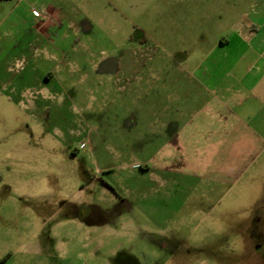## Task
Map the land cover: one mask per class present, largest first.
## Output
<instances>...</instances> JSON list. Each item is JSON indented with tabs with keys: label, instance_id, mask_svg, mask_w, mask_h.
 <instances>
[{
	"label": "rangeland",
	"instance_id": "obj_1",
	"mask_svg": "<svg viewBox=\"0 0 264 264\" xmlns=\"http://www.w3.org/2000/svg\"><path fill=\"white\" fill-rule=\"evenodd\" d=\"M56 5L68 40L60 27L33 29ZM197 10L208 26L182 41L177 25L194 26ZM127 27L130 41L118 35ZM263 27L264 0H0V261L108 264L115 253V264H264V142L252 132L264 141V98L245 86L257 80L255 52L225 81L233 112L217 109L232 127L184 79L218 35L255 50ZM146 48L156 76L134 98L135 77L149 74ZM54 51L65 82L50 79ZM166 94L173 110L191 94L188 109L203 112L184 130L164 128ZM84 199L117 230L77 222L76 209L100 220Z\"/></svg>",
	"mask_w": 264,
	"mask_h": 264
},
{
	"label": "crops",
	"instance_id": "obj_2",
	"mask_svg": "<svg viewBox=\"0 0 264 264\" xmlns=\"http://www.w3.org/2000/svg\"><path fill=\"white\" fill-rule=\"evenodd\" d=\"M63 12L61 11V9L59 8L58 5L53 6V7H47L46 9L43 10V12L41 13L40 17L38 18V20H35L34 23V27L33 29H36L37 33L43 36H46L49 34V32L54 29L56 30L57 27H60L63 29L64 25H63ZM191 19L194 20L193 22H195L194 26H185L183 25V23L179 26V24L177 25L178 28V34L179 36L182 38L189 37V36H194L196 35L195 33H197L199 31V26L202 25V27H204V25L208 26V23L210 21L209 17L208 18H201L199 11L197 10L196 12L192 13L191 15ZM212 20V19H211ZM202 23V24H201ZM53 24V25H52ZM69 29H74L75 30V35L76 33L79 34V30L73 26L72 24H68ZM209 28V27H208ZM196 30V31H195ZM264 30V27H263ZM169 33L171 35H174L170 30L168 29ZM195 31V33L193 32ZM63 34L61 35L64 40H68L69 38V33L66 32L65 30L62 31ZM135 29L134 28H124L122 30V33H118V35H120L124 40L130 41L131 37L134 35ZM220 37H222V39L219 41V43L211 50L209 51V54L207 55V57L204 60L198 61L197 63H194L193 67L194 71L188 76V77H184L185 80L189 81V84H195V88H196V92L197 95H203V96H209L206 100L208 101L207 105L205 106L206 108L209 106V109L211 110V116H213L214 120L216 121V123H220L223 124L224 126L227 125L232 127V123L226 121V120H221V115H220V107H223V111L224 112H229L232 113L233 112V107L232 105H230V103L228 102V100L231 98V89L228 86H226L225 81L226 79H228L231 75H235L238 73V71L242 72V69L244 68L245 64H244V60L247 57V54L252 52L254 54L255 52V59H256V63H257V69H258V73L255 76V78H257V80L253 83H251L250 85L246 83L245 86L246 87V92H249L250 94V98L254 99V100H258L261 101L264 98V62H263V58H264V46H260V50L259 48L255 47V50L252 46H231V40L230 39H226L227 37H225V35H218ZM245 38V37H244ZM148 48L144 49V53H146V55H143L144 58V65L145 69L149 70L148 71V76H144L142 77V75H137L135 77V79H137L138 81H140L141 79L142 81V86H141V82L140 84H138V87H134L131 88V91L134 95V98H136L137 96H140L142 94H147L150 90H151V86L153 83V79L156 76V74L154 75V70L156 69L157 66L154 65H148L147 62L150 61L152 62L153 60H155L154 55H152V52H154L153 49H150L149 52L147 50ZM136 51V50H135ZM259 52V55H257V53ZM136 53V52H135ZM51 54V53H50ZM234 54V55H233ZM233 55V56H232ZM253 56H251L253 58ZM48 61L51 62L54 67V74L51 76L50 79L58 81V83L60 82V80H62L63 82H65L66 77H65V73L63 74V76L61 75L65 70L63 67H61L63 61L62 56L59 55V53H57V51L52 52L51 55H49L48 57ZM149 58V60H148ZM188 59H191V56L188 57ZM184 62V61H182ZM80 63V62H79ZM83 64V63H82ZM136 64V63H135ZM81 65V64H80ZM83 67V66H82ZM119 67L118 63H117V68ZM141 69V68H140ZM67 72V71H66ZM248 72V71H247ZM68 73V72H67ZM133 77V76H129V79ZM128 78V77H127ZM178 79V78H177ZM136 80V81H137ZM183 81V80H182ZM242 83L246 82L244 80H241ZM115 82L118 83L119 87L117 89L118 92H122V90H124V86H120V83L123 82V79H118ZM179 84L181 83V80H178ZM137 84V82H135ZM258 92V94L254 93V92ZM254 93V94H253ZM230 95V96H229ZM242 94L239 93H235V101H237V105L242 106L243 102L246 100L245 98L243 99V97L241 96ZM163 99L162 102H166L165 105L163 106L162 110L160 111V115L169 119L168 121H164L162 123V126L164 128H169V127H173L174 130L176 131L177 129H179L178 127L180 125H178V122H183V130L188 127V125L193 124V118L197 115L198 117L200 116V111L199 109H193L189 110L190 108L188 106H190V97L191 94H186V95H179L176 100L179 102V105L176 107L175 110H173V108L169 105V102L172 101V94H166L163 95ZM228 97H230L228 99ZM184 98H186V102L183 100ZM219 99V100H218ZM261 99V100H260ZM135 100V99H133ZM218 101V104L215 105L213 107V104L215 102ZM189 104V105H188ZM189 108V109H188ZM205 108V109H206ZM176 111V112H173ZM210 114L208 113V117L210 118ZM240 115V114H239ZM242 114L239 116L242 118ZM258 116L254 115V117L256 118ZM184 118H186V123L184 122ZM192 118V119H191ZM188 119V120H187ZM247 123V122H246ZM240 124V122H239ZM248 124V123H247ZM246 125V124H245ZM251 125V123H250ZM248 129H246L247 131L251 130L252 131V127L248 126ZM256 130V132L258 131L256 128L254 129ZM180 131V130H179ZM255 135V139H256V144L261 143V146H263V140H262V136H260L259 134H255L254 131H252Z\"/></svg>",
	"mask_w": 264,
	"mask_h": 264
},
{
	"label": "flooded vegetation",
	"instance_id": "obj_3",
	"mask_svg": "<svg viewBox=\"0 0 264 264\" xmlns=\"http://www.w3.org/2000/svg\"><path fill=\"white\" fill-rule=\"evenodd\" d=\"M108 185V184H107ZM80 187H81V191H83L84 189L87 188V186L84 184V183H81L80 184ZM113 187V186H112ZM110 185H108V188L115 191V189H113ZM89 205V206H88ZM80 206L82 207H89L90 211L88 212V215H89V218L90 217H100V220H95V221H87V220H84V219H81V209H76V215L78 214V217L76 218V221L77 222H80L81 224H87V225H90V228L89 229H102V228H106V229H112V230H117L115 227H110L107 222H103L102 220V217L101 215L99 214L98 211H96V207L93 206V204H88L86 202V200H81V204ZM167 238H169V240H174L176 237L173 236V235H168ZM105 245V244H103ZM115 253H113V257L111 258V260L108 261V264H115L116 261H117V256L114 255ZM177 252H175L173 255H176ZM5 262V260H2L0 261V264H3Z\"/></svg>",
	"mask_w": 264,
	"mask_h": 264
}]
</instances>
